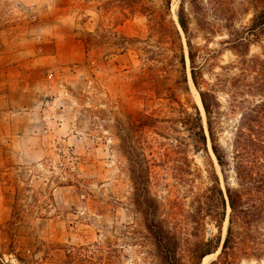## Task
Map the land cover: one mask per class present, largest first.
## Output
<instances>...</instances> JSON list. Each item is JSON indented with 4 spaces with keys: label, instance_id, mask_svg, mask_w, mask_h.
I'll use <instances>...</instances> for the list:
<instances>
[{
    "label": "rangeland",
    "instance_id": "374dc122",
    "mask_svg": "<svg viewBox=\"0 0 264 264\" xmlns=\"http://www.w3.org/2000/svg\"><path fill=\"white\" fill-rule=\"evenodd\" d=\"M163 1L0 0V264H163L121 138L132 132L140 152L139 142L151 137L148 116L170 114L175 86L161 54L170 45ZM201 1L218 26L208 42L196 32L191 0H172L170 12L179 26L183 2L193 42L217 53L204 74L212 82L221 65L240 58L221 43L229 37L224 16L243 29L255 1ZM114 32L137 41L119 48ZM263 46L264 36L251 43L249 56L262 54ZM190 88L179 98L189 109L200 107L191 79ZM231 125L225 124L222 142ZM164 152L147 150L149 193L156 218L178 234L189 263L188 248L199 238L225 236L230 208L221 229L208 221L196 235V193L210 183L213 165L221 175L220 167L212 151L190 152L196 163L190 169L176 155L164 162ZM259 240L263 247L264 202ZM242 264H264V255Z\"/></svg>",
    "mask_w": 264,
    "mask_h": 264
},
{
    "label": "trees",
    "instance_id": "16d2710c",
    "mask_svg": "<svg viewBox=\"0 0 264 264\" xmlns=\"http://www.w3.org/2000/svg\"><path fill=\"white\" fill-rule=\"evenodd\" d=\"M254 1L249 26L235 28L233 19L224 16L229 37L221 43H228L240 58L221 65L222 71L215 73L212 82L205 79L204 74L216 64L217 53L193 42L196 33L183 2L178 9L180 29L171 16L172 0L163 1L169 17L170 45H163L161 54L165 59L164 74L173 77L175 86L169 88L170 114L148 116L152 124L147 123L145 129L151 137L139 142L140 152L134 147L132 132L121 134L132 179L144 190L146 224L163 264H202L205 256L217 251L218 256L207 264H242L244 260H259L264 255V246L261 247L259 240V217L261 202H264V49L260 55L249 56L251 43L264 36V0ZM190 3L197 21L196 32H203L208 42L209 35L217 33L218 26L208 18L209 9L203 1L191 0ZM239 12L238 8L233 10L234 19ZM114 36L118 41L116 45H121L119 48H127L137 41L117 32ZM187 61L204 114L195 103L189 109L178 96V92L190 94L191 91ZM221 94L225 95V101ZM228 122L232 123L230 136L222 142L221 134ZM155 146L165 148L166 152L160 154L164 162L176 155L188 169L192 163L196 164L194 158L189 157L190 152L209 154L212 151L220 167L221 175L213 165L210 183L196 193L191 221L196 235L205 231L208 221L221 229L229 207L227 231L224 237L221 233L209 238L203 236L189 246V263L184 260L178 234L155 216L157 203L148 188L153 163L147 154V150L152 151Z\"/></svg>",
    "mask_w": 264,
    "mask_h": 264
},
{
    "label": "bare ground",
    "instance_id": "6f19581e",
    "mask_svg": "<svg viewBox=\"0 0 264 264\" xmlns=\"http://www.w3.org/2000/svg\"><path fill=\"white\" fill-rule=\"evenodd\" d=\"M196 98H197V101H198V104L200 105V107L202 108V103H201V99H200V96H199V93L196 91ZM214 158V157H213ZM217 166V165H216ZM217 254V253H216ZM213 254H209L207 256H205L204 260H203V264L207 263V259L209 256H211Z\"/></svg>",
    "mask_w": 264,
    "mask_h": 264
},
{
    "label": "water",
    "instance_id": "95a60500",
    "mask_svg": "<svg viewBox=\"0 0 264 264\" xmlns=\"http://www.w3.org/2000/svg\"><path fill=\"white\" fill-rule=\"evenodd\" d=\"M190 79H191V73H190ZM200 96V95H199ZM201 99V98H200ZM202 108H203V106H202Z\"/></svg>",
    "mask_w": 264,
    "mask_h": 264
}]
</instances>
